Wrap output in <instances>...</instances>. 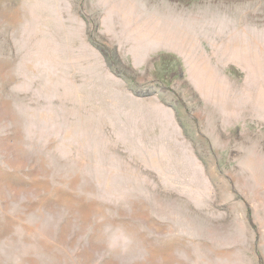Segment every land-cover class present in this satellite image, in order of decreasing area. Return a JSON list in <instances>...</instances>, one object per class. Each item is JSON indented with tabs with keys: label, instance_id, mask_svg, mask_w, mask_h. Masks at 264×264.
Masks as SVG:
<instances>
[{
	"label": "rangeland",
	"instance_id": "374dc122",
	"mask_svg": "<svg viewBox=\"0 0 264 264\" xmlns=\"http://www.w3.org/2000/svg\"><path fill=\"white\" fill-rule=\"evenodd\" d=\"M0 264H264V0H0Z\"/></svg>",
	"mask_w": 264,
	"mask_h": 264
}]
</instances>
